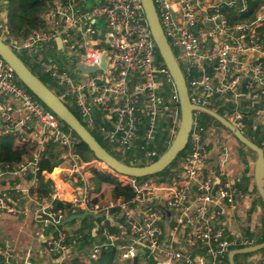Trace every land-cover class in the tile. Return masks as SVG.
Here are the masks:
<instances>
[{
    "label": "built area",
    "instance_id": "obj_1",
    "mask_svg": "<svg viewBox=\"0 0 264 264\" xmlns=\"http://www.w3.org/2000/svg\"><path fill=\"white\" fill-rule=\"evenodd\" d=\"M152 1L171 49L177 47L182 51L184 69L181 71L190 103L215 112L210 106L217 104V109L223 112L221 116L239 130L246 128L250 121L249 125L253 126L249 128L262 127L264 132V0ZM252 1L263 4L249 19L242 21L240 17L247 15ZM46 2L47 10L42 15L45 27L16 40L7 35L4 2L0 0L1 38L6 36L7 44L13 50L38 52L43 72L63 88L60 99H72L86 128L94 127L95 113L101 112L108 127L103 123L98 126V132L117 153L131 155L135 163H140V155L146 159L154 157L157 154L155 141L159 137L173 139L180 116L174 83L166 68L155 62V44L140 1ZM97 23L102 29L95 26ZM75 31L80 33V38L75 37ZM56 40L65 58L75 65L71 76L60 66L48 64L52 60H46L42 55ZM104 51L107 52L105 72L83 73L76 69L78 64L98 67ZM0 95L17 100L23 113L21 118H14L0 111V137H14L20 144L37 146L20 164L12 168L7 164L0 166V178L9 174V168L13 169L11 175L19 179L32 175L28 188L13 189L19 195L18 204L24 202L20 209L23 216L31 211V206L41 224L56 230V236L46 243L47 251L58 258L55 264H62L60 256L67 253L70 257V249L81 245L76 235L68 234L63 221L69 214L83 212L101 215L92 235L104 237L102 243L92 248L86 260L96 258L101 250L115 247V243L123 238L104 226L112 221V209L118 210L129 238L127 242L131 243H118L116 256L119 261L142 255V258H153L154 264H220L228 252L235 249L233 246L238 245L222 238L230 231L229 216L240 210L241 213L246 211L241 174L232 176L223 161L215 170L209 168L210 150L206 147L209 142L201 134L194 133V122L184 153L180 161L177 159L179 170L171 183L158 182L118 174L96 159L90 162L78 160L72 154L78 138L65 130L51 111L32 98L1 59ZM195 113L200 111L193 115ZM199 131L204 136L203 129ZM48 145H55L64 152L62 162H67L68 166L60 173L65 176L63 183L73 187L69 201L59 192L62 182L49 177L52 173H43L52 182L51 200L34 199L29 193V188L37 185L35 174L39 152ZM223 152L227 156V151ZM93 170L106 173L121 185L130 186L135 197L127 202L91 204L89 180ZM156 196L159 197L158 204H155ZM150 198L153 206L149 204ZM1 199L0 210H7ZM52 200L69 202L70 206L65 211L55 212ZM157 207L174 214L172 226L164 228L160 225ZM180 229L185 249L176 248L174 240L168 242L166 238L169 234L175 238L181 233ZM246 245L244 242L241 246ZM192 251L199 255L194 256ZM0 254L5 260L11 258L9 252L1 248ZM259 264H264V257Z\"/></svg>",
    "mask_w": 264,
    "mask_h": 264
},
{
    "label": "trees",
    "instance_id": "obj_2",
    "mask_svg": "<svg viewBox=\"0 0 264 264\" xmlns=\"http://www.w3.org/2000/svg\"><path fill=\"white\" fill-rule=\"evenodd\" d=\"M3 2H4L3 9L6 11L5 27L7 29L9 37L19 40V39L26 37L32 30H39V29H43L45 27L44 23L42 21V15L47 10L46 0H3ZM262 4H263V2H256V1L255 2H253V1L249 2V12L247 13V15H243L242 17H240L241 20L244 21V20L249 19L251 14L253 12H255L260 7V5H262ZM0 37H1V34H0ZM1 40L5 43H7V41H8L6 36L2 37ZM155 49H156V47H155ZM53 50H56V49L53 48ZM155 62H156V64L164 67L163 62H162L157 50L155 53ZM71 63L74 65L73 62H71ZM62 70H63V68H62ZM40 80L55 94H56V92H58L56 94L58 97L62 96L61 93L63 91V88L57 86V83L54 80H52L49 75H47L45 73V78L40 79ZM45 82L51 84V88ZM19 84L22 87H24L20 82H19ZM29 94L32 96V98L37 100L30 92H29ZM62 99H63L64 104L68 107V109L85 126L83 121L80 119V116L76 110L77 108L75 107L72 99L71 98H65V97ZM218 112L219 111H217V113ZM220 115H223V114H220ZM95 117H96L95 125H94V127H92V129H94L95 131L91 130L89 128H87V130L95 138V140L104 148L105 146H107V144L104 142L101 135L99 134L98 126L104 123L103 125L108 127V124L102 120V113L101 112H96ZM63 128L67 131H70L64 124H63ZM70 132L74 136H76L72 131H70ZM251 141L254 144H256L252 139H251ZM256 145L260 147V145H258V144H256ZM35 149H37L36 145L27 146V144H19L17 139L14 137L2 136V137H0V166L7 164L10 168H12L13 166L18 165L22 161H24L29 156V152L32 150H35ZM62 152L63 151L62 150L60 151L59 149H57V147L55 145L45 146L43 151L39 152V161L37 163L38 170L35 174V178L37 180V185L35 188H32V187L29 188V193H30L32 198H34V199L46 198L48 200H51L50 195L53 191L52 182L49 179H46L45 176L43 175V173L45 172V173L50 174V173H52V171L56 167L59 166V164L62 162L61 161L62 160L61 159ZM108 152L111 155H113L111 150H109ZM72 154L78 160H80L82 162H90V161L95 159L93 153L89 150V148L84 143H82L79 140V138H78V143L72 149ZM123 157L121 159V162L122 161L124 162V159H128L127 165L130 164L133 166L134 165L135 166H145V165H148V164L156 161L159 158V153H157L151 159H146L143 155H140V158H141L140 163L133 162L131 155H124ZM166 171H167V169L164 170V172H166ZM164 172L161 174H164ZM53 174H54V172H53ZM92 175H93L92 178L89 180L90 181V188H91L90 189V194H91L90 201L91 202L99 204V205H100L101 199L103 201L111 200L114 202L116 200H121V201L127 202V201L132 200L135 197V193L130 186L121 185L120 183H118L115 180V178L107 175L106 173L93 171ZM251 176H252V169H251ZM31 179H32V175H29L28 177H25L22 180L25 181L27 186H28ZM145 179H148V178H145ZM241 188H242V191L247 192L246 185L244 187H241ZM250 189H251V191H254L253 181H252V187H250ZM108 196H109V198L107 199ZM23 203H24L23 201L19 202V207L21 209L23 208ZM51 204H52L53 210L55 212L65 211V209L68 205L66 202L59 201V200H52ZM114 210L115 209H112L111 212L115 213ZM251 210H252V208H251ZM78 215H80V214H69L68 217L65 218L63 222L64 223H73L77 219ZM93 220L95 223H98V222H100L101 218H98V219L93 218ZM59 225L60 224H57L58 227H60ZM108 227H109L108 228L109 230H111V229L118 230V228L120 226L118 225L116 227V226L112 225V223H109ZM261 227L263 228V226H261ZM50 228H52V227H50ZM52 229H54V228H52ZM253 229H254V226L250 225V227L245 231L244 236L248 237V239H252L254 236ZM111 232H112V230H111ZM55 236H56V232H55ZM262 241H264V229L261 230L260 237L257 239V241L253 242V243L258 244V243H261ZM251 243L252 242H249L246 246L240 245V247L238 246L235 248L239 249V248L254 245L253 243L252 244ZM116 255L117 254H116L115 249L111 248L108 250H101L99 255H97V257L94 259L82 260L80 258H72L70 261H68V263L64 262L63 264H154V259L151 257L145 258V260H143V259H141V257L135 256L134 258H129V259L119 261V259L117 258ZM226 261H227V258H226ZM0 264H13V263H11L9 259L5 260L4 257L0 254Z\"/></svg>",
    "mask_w": 264,
    "mask_h": 264
},
{
    "label": "water",
    "instance_id": "obj_3",
    "mask_svg": "<svg viewBox=\"0 0 264 264\" xmlns=\"http://www.w3.org/2000/svg\"><path fill=\"white\" fill-rule=\"evenodd\" d=\"M144 18L150 32L151 38L155 44L156 50L170 75L178 96L179 122L167 150L159 158L145 166L127 165L103 148L95 138L90 134L87 128L79 119L68 109L64 102L53 91H51L34 73L21 61L13 48L0 39V59L8 65L17 80L49 111H51L59 121L72 131L79 140L84 143L93 153L94 158L104 163L114 172L129 176L132 178H146L162 173L178 158L184 151L190 132L193 126V113L197 110L207 114L226 128L234 138L252 151L256 158L252 167V178L256 192L264 205V150L245 137L242 132L223 118L221 115L207 108L193 106L188 98L186 82L181 68L173 54V51L161 28L156 9L152 0H139ZM88 11V10H87ZM86 11V12H87ZM107 52H103L101 63L98 67L87 68L78 64L76 69L83 73H93L96 70L106 71ZM100 218L101 215H95L92 212H84L77 216L78 219L85 217ZM264 249V241L248 247L232 249L227 254L228 264L234 263V256L238 254H249Z\"/></svg>",
    "mask_w": 264,
    "mask_h": 264
},
{
    "label": "crops",
    "instance_id": "obj_4",
    "mask_svg": "<svg viewBox=\"0 0 264 264\" xmlns=\"http://www.w3.org/2000/svg\"><path fill=\"white\" fill-rule=\"evenodd\" d=\"M4 18H6V11L4 12ZM262 33H264V28L262 29ZM50 47L51 50H53V48L55 49L57 48L58 50H60L58 40H56L54 44H51ZM0 111H4L5 113L10 114L14 118H21V116L23 115L20 104L17 100L8 97H3L2 95H0ZM35 126H36V130L40 131V128L37 125ZM205 138H206V142H210V143H212L213 139L214 140H217L218 138L226 139L224 144L231 150L230 153L231 156L233 157V160H230V163L226 165V168L228 169V171H233V169L235 170L232 164L239 165L242 156L241 149L239 147H235L237 146V143L233 139L228 137V134L225 133L224 131L219 130L218 133L215 127L212 129L210 127L209 131H207L205 134ZM171 141L172 138L168 137L164 139L158 138L155 142L158 146H161L164 143L170 144ZM223 155L225 156L224 152L221 149H219L218 147H215V149H213L211 147L209 151V165H208L209 168L215 170L216 167H218L221 164ZM227 155H229L228 152ZM67 166L68 164L66 162H61L59 166L54 169L55 171L54 170L52 171V174L54 172V175L52 176L53 178H56V180L62 182L60 185L61 190H59V192L62 193L63 197L69 201L72 196L73 187L71 185L63 183L62 179L65 176L63 177L64 173H60L61 171L63 172L67 168ZM243 172H244L243 169L240 168L239 166L234 171V173L238 175ZM58 176L60 177V179L58 178ZM92 176L93 175L90 176V179L92 178ZM156 180L158 182L160 181L163 182L159 177ZM13 188L26 189L28 188V186L25 181L19 179V177L15 175H6L5 177L0 179V197H3L4 201H6L8 204H11L13 201L12 198L14 194L12 193L10 194V190ZM108 198L109 196L107 197V199ZM151 200L152 199L150 198V200L148 201L150 206H153V204L150 202ZM158 200L159 197L156 196L155 204H158ZM117 201L118 200L114 202ZM90 203L96 204L91 201ZM109 203H113V201L107 200L104 204H100V205H107ZM69 206L70 205L68 204L66 208H68ZM34 209L35 208L30 206L31 211L27 215L22 216L20 213L16 217H12L11 215L0 212V248L4 251L9 252V254L11 255V258H9V260L13 264H55L57 262V259H55L54 256L51 255L46 248V243L55 237L56 230L49 227H42L32 212L34 211ZM157 209L160 210V222H159L160 225H162L164 228L165 227L168 228V226H172L174 224V214L162 207L161 209L157 207ZM242 214L243 213H241L240 210L237 211L236 216L240 218ZM254 217H256V215H254ZM84 219H87V217ZM262 220H263L262 217H260L258 221L259 228H262L261 226H263L264 224ZM111 223L116 227L118 225L120 226L118 230L112 231V233L116 235L121 234L123 236V238L119 239L117 242L120 243L121 240L127 242L129 238L127 235H125V231H124L125 229L121 226L122 222L120 221V216L117 214V212L113 213ZM66 224L68 229L70 230L73 229L74 231L77 230L83 235V242L79 247L73 250L72 253H70L71 256L86 259V257L90 254L92 248L95 245H98L104 241V237L101 234L94 236L90 234L91 230L94 228L96 223L88 222V219L78 221L76 223L74 222V223H66ZM255 228L257 227L255 226ZM180 232L181 233L176 234L175 238H171L170 234L167 235L166 238L168 242L169 240L173 239L175 242L174 246L176 248L185 249V244L183 242L184 236L182 235L181 229ZM123 243L124 242H122V244ZM192 253L194 254V256L199 255L197 251H192ZM259 258L260 257H251L248 263L257 264Z\"/></svg>",
    "mask_w": 264,
    "mask_h": 264
},
{
    "label": "rangeland",
    "instance_id": "obj_5",
    "mask_svg": "<svg viewBox=\"0 0 264 264\" xmlns=\"http://www.w3.org/2000/svg\"><path fill=\"white\" fill-rule=\"evenodd\" d=\"M88 7H89V4L86 6V9H88ZM95 26L97 28H99V29H102V25L100 23H97ZM79 34L80 33L78 31H75V37L76 38H80ZM0 39H1V37H0ZM16 40H18V39H16ZM172 51H173L174 56L178 59V64H179L181 70L183 71L184 65H183V62L181 60V53H182L181 49H179L177 47H172ZM14 52L28 66V68L31 69V71L34 73V75H36L40 79L45 78V73L43 72L42 66H41V64L39 62V59H38V52L35 54V51L33 49H28V50H17V49H14ZM42 55H43V57L46 60L47 59L52 60V63H48V64L58 65V66L61 67V69L63 68V70H65L70 76L73 75L72 72L74 71L75 65H73L70 62V60L65 58L64 53L61 50H58L57 48H56V50H50V49L46 48L45 51L42 53ZM45 83L48 84V86L51 88V84H49L47 82H45ZM57 93L58 92H56V94ZM210 107L212 109H214V110L216 109V111H219L218 114H223L221 109L220 110L217 109V104L216 105L215 104H211ZM193 122L196 125L195 128H194V133L201 134L202 138L205 137V134H206L207 131H209L210 127H211V129L215 127L218 133H219V130L220 131L222 130L225 133H227L228 137H230L231 139H233L237 143V146H235V147H239L241 149L242 156H241L240 164L239 165L232 164V163L231 164L235 168V170L239 166L244 171L243 173H241V183H242L241 187H244L246 185V188H247V192L245 193L246 195L244 194L245 197H246V211L243 212V214H242V216H240V218L237 217L236 214H234L233 216L230 215L229 216L230 218L228 217L229 219L227 220V224H228V228L230 229V231L227 232V234L222 238V240H226V241L233 240L234 243L238 244V245L233 246L234 248L238 247V246L240 247V245H242V243H244V242H246L247 244L249 242H252V243L256 242L257 239L260 237L261 230L264 229V224H263V228H260V229L258 228V221H259L260 217H262V219H263L262 222L264 223V205L261 202V200H260V198H259V196H258V194L256 192L255 187H254V191H251V189H250V187H252V181H253L252 180V176H251V169H252L253 163H254L255 158H256L255 154L252 151H250L249 149H247L244 145L239 143L234 138V136H232L231 133L226 128H224L220 123L215 121V119H213L212 117L208 116L207 114H205L203 112L195 113L193 115ZM249 123H250V121L247 122L248 126L246 128H240L242 134L245 135L248 139H250V140L252 139L256 144L260 145V147L264 150V137H263L264 136L263 135L264 132L262 130V127H256V129L253 130V129L249 128V126L250 127L253 126V125H249ZM87 128H89L91 130H94L91 127H87ZM200 128L203 129L204 136L199 131ZM212 138H213V136H212ZM225 141H226V139H223V138H218L217 140L213 139L212 143L209 142L206 147H208V150H210L211 147L215 146V147H218L219 149H221L222 151L223 150L227 151L229 155L222 157L223 165L226 167V165L228 163H230V160H233V157L231 156V153H230L231 150L224 144ZM104 142L107 144V146H105L104 148H106L108 151L111 150V152L114 155V157L117 158L119 161H121V159H122V157L124 155H121L120 153H117L106 141H104ZM155 145H156V153H159V156H161L167 150V148L169 147L170 144L164 143L161 146H158L155 143ZM57 149H59L60 151L62 150L61 148H57ZM183 153H184V151H182L180 153V155L178 156L177 159L179 161H180L179 158L183 155ZM63 154H64V152H62V156H63ZM61 159H62V157H61ZM179 161L178 162H177V160L174 161V163H172L171 166L167 168L166 172L163 171L164 174L160 173V174H157V175H154V176H150V177H146V178H148L149 180L157 181L156 179L159 177L163 182L171 183V180L174 178L177 169L179 170V167H178V165L180 164ZM127 162H128V159H124L123 163L127 164ZM173 166H175V167H173ZM12 170L13 169L9 168V170H8L9 174H7V175H11ZM235 170L233 169V171H230L232 176H234V177L238 175V174L234 173ZM52 175H54V174H51L49 177L53 178ZM54 179L56 181V178H54ZM58 185H59V183H58ZM15 192L16 191L14 189L10 190V194L11 193L14 194V196L12 198L13 201H12L11 204H8L6 201H4L3 197H1L3 200L0 198L2 200V202H3L4 207L8 208L7 209L8 211H13V212H8L7 210L4 209V210H0V212L4 211L3 213L6 212V214L11 215L12 217L18 216L20 214V211H21L20 210L21 208L19 207V204H18V201H19L18 196L19 195H16ZM105 202L106 201H103L102 199L100 200V204H104ZM251 208H252V210H251ZM114 211L117 212V214L119 215L118 210L115 209ZM28 212H29V207H28ZM13 213H16V215L14 216ZM253 215H256V217H254ZM87 219H88V222L95 223L94 220H93V217L91 218L90 216H88ZM87 219H81L80 220V219L77 218L74 222L76 223L78 221L87 220ZM120 221L122 222V225H123L122 218H120ZM64 224L65 225H63V226L68 230V234L69 235H76L78 237L77 242L79 240H81V243H82L83 242L82 233H80L77 230H75V231L73 229L70 230V229H68L67 224L66 223H64ZM108 225H109V222L105 223L104 226L108 229L109 228ZM250 225L254 226V229H253L254 236H253L252 239H248V237L244 236L245 235V231L250 227ZM41 226L45 227L43 224H41ZM255 226L257 227L258 230L255 228ZM47 227H49V226H47ZM51 227L54 228L53 226H51ZM92 230H91L90 234H93ZM111 230L113 231L114 229H111ZM111 230L108 229V231H110V232H111ZM179 236H180V234H179ZM122 242L126 243L127 245L131 244L130 242H126V241L121 240L120 243L122 244ZM115 245L116 246L113 247V248L117 252L116 248L118 246V242H116ZM231 248L232 247H228V249H231ZM73 250H75L74 247H72L70 249V253H72ZM141 252H143V250H141ZM97 254L99 255V253H97ZM53 256H54L55 259H58L55 255H53ZM251 257H260L259 260H258V263H257V264H259V262L264 257V249L260 250V251L253 252V253H249V254H238V255H235L234 256V263L235 264H249L248 261H249V259ZM71 258H79V257H74V256H70L69 257L67 255V253H65L64 255L60 256V261H63L62 264L64 262L68 263V261ZM80 259H82V258H80ZM141 259L145 260V258H142V255H141ZM82 260H84V258ZM176 263L177 264H181V262H172L171 264H176ZM220 264H228V261H226V258H224L223 260H221Z\"/></svg>",
    "mask_w": 264,
    "mask_h": 264
},
{
    "label": "clouds",
    "instance_id": "obj_6",
    "mask_svg": "<svg viewBox=\"0 0 264 264\" xmlns=\"http://www.w3.org/2000/svg\"><path fill=\"white\" fill-rule=\"evenodd\" d=\"M219 115H220V114H219ZM240 131H241V130H240ZM244 136H245V135H244ZM245 137H246V136H245ZM171 142H172V141H171ZM176 160H177V159H176ZM176 160H175V161H176ZM252 167H253V166H252ZM252 180H253V178H252ZM253 185H254V183H253ZM235 249H236V248H235Z\"/></svg>",
    "mask_w": 264,
    "mask_h": 264
}]
</instances>
